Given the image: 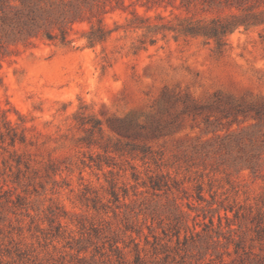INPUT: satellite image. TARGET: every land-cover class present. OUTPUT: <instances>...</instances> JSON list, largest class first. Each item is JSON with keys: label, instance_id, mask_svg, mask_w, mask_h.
Wrapping results in <instances>:
<instances>
[{"label": "rangeland", "instance_id": "rangeland-1", "mask_svg": "<svg viewBox=\"0 0 264 264\" xmlns=\"http://www.w3.org/2000/svg\"><path fill=\"white\" fill-rule=\"evenodd\" d=\"M138 12L175 22L240 11ZM126 18L117 11L104 22L123 27ZM261 20L220 47L172 33L150 44L144 32L121 28L88 47L85 25L69 43L4 40L0 264L264 256Z\"/></svg>", "mask_w": 264, "mask_h": 264}, {"label": "trees", "instance_id": "trees-1", "mask_svg": "<svg viewBox=\"0 0 264 264\" xmlns=\"http://www.w3.org/2000/svg\"><path fill=\"white\" fill-rule=\"evenodd\" d=\"M0 0V44L4 40H29L44 38L48 41L69 43L75 26L85 25L81 37L88 47L104 43L118 29L142 31L148 42L153 44L154 37L164 38L168 33L173 37L190 36L214 40L217 47L224 44V38L240 26L263 23L264 0ZM231 6L238 15L212 18L210 20L179 18L167 20L159 13L153 17L140 14L138 8L145 12L159 7L173 9H204ZM130 16L126 24L110 28L105 16L114 12ZM145 42H141L144 44ZM212 219L209 224L212 225ZM220 226V218H219ZM237 250L239 246L235 245ZM117 252V249H116ZM237 253V251L235 252ZM138 261V257H136ZM221 264H264V256L252 252H243L230 262Z\"/></svg>", "mask_w": 264, "mask_h": 264}]
</instances>
